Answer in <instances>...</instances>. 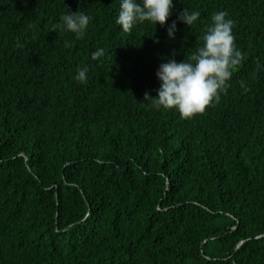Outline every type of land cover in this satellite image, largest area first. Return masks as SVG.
Listing matches in <instances>:
<instances>
[{
	"label": "trees",
	"instance_id": "1",
	"mask_svg": "<svg viewBox=\"0 0 264 264\" xmlns=\"http://www.w3.org/2000/svg\"><path fill=\"white\" fill-rule=\"evenodd\" d=\"M173 4L125 33L119 0H0V264H264V0ZM69 10L82 37L56 28ZM218 11L244 56L219 100L149 107Z\"/></svg>",
	"mask_w": 264,
	"mask_h": 264
},
{
	"label": "clouds",
	"instance_id": "2",
	"mask_svg": "<svg viewBox=\"0 0 264 264\" xmlns=\"http://www.w3.org/2000/svg\"><path fill=\"white\" fill-rule=\"evenodd\" d=\"M173 7V0H119L115 23L125 33L144 22L165 26ZM227 15L224 11L212 15L201 45L190 57L179 62L168 58L159 65L155 73L160 82L156 96L152 97L147 92L144 96V100L149 101V107L156 110L174 109L181 118L191 119L203 113L214 100H219L220 93L226 90L232 78L233 70L244 60L242 52L235 45L234 23ZM199 17V12H189L185 8L177 15L176 20L167 25L168 38H175L178 22L191 26ZM91 19L84 12L73 13L69 10L61 16L56 28L82 37ZM64 46L70 48L72 45L66 40ZM104 54V49L98 48L92 53V59L97 60ZM257 70L262 71L264 67L258 63ZM87 72V67L79 68L75 80L84 82ZM241 87L246 89L243 81Z\"/></svg>",
	"mask_w": 264,
	"mask_h": 264
}]
</instances>
